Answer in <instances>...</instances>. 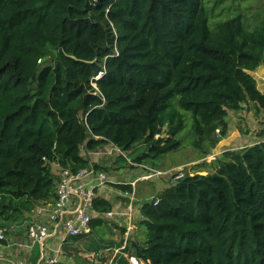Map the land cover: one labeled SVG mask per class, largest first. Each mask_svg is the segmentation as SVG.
I'll use <instances>...</instances> for the list:
<instances>
[{
    "label": "trees",
    "instance_id": "1",
    "mask_svg": "<svg viewBox=\"0 0 264 264\" xmlns=\"http://www.w3.org/2000/svg\"><path fill=\"white\" fill-rule=\"evenodd\" d=\"M210 15L207 0H0V226L19 230L54 202L53 162L97 171L82 154L111 143L127 154L142 144L133 160L141 164L178 150L187 118L202 160L225 137L229 110L246 102L264 110L252 76L264 67V17ZM222 156L200 164L206 174L168 177L151 204L138 203L144 241H131L128 255L264 264V141ZM111 208L92 200L98 214ZM102 224L92 219L91 231Z\"/></svg>",
    "mask_w": 264,
    "mask_h": 264
},
{
    "label": "built area",
    "instance_id": "2",
    "mask_svg": "<svg viewBox=\"0 0 264 264\" xmlns=\"http://www.w3.org/2000/svg\"><path fill=\"white\" fill-rule=\"evenodd\" d=\"M40 62V61H39ZM101 74V73H100ZM96 76V79L100 77ZM91 85L96 89L95 84ZM163 138V135H155V139ZM104 148L107 149L108 155L122 157L129 166L140 167L138 164L130 160L126 153L121 152L113 144L108 143ZM96 152V151H95ZM93 153L96 155L99 152ZM214 158L213 155L209 158ZM56 169L54 174L57 176L56 199L52 203H43L38 205L33 211V220L25 226L26 242L11 243L10 231L18 228L17 225L0 226V244L2 242L10 243V246L17 252L23 254L21 258L9 259L8 257H0L7 260L4 264H30L29 258L33 254V247L39 246L40 264H63L62 247L67 238H77L87 236L91 233V220L113 219L118 213L109 211L102 214H96L92 210V200L95 198V189L103 187L107 182V175L104 172L95 171L92 166L72 172L67 168H61L56 162L51 163ZM176 169V170H174ZM168 172H161L150 169L140 177L149 180L155 176L168 175L174 180H179L183 176V168H174ZM132 188L134 183L131 184ZM130 204L127 206L124 216L127 218V224L121 244L110 250L109 248L85 255L83 258L89 264H101V256L105 253H111L108 264L118 258L126 260L127 264H145L142 260L130 256L125 253L124 249L129 243L130 236L134 232L132 223V204L135 200L134 188L129 197ZM157 201L154 203L156 205ZM93 214H95L93 216ZM56 247V248H55ZM1 264V263H0Z\"/></svg>",
    "mask_w": 264,
    "mask_h": 264
},
{
    "label": "rangeland",
    "instance_id": "3",
    "mask_svg": "<svg viewBox=\"0 0 264 264\" xmlns=\"http://www.w3.org/2000/svg\"><path fill=\"white\" fill-rule=\"evenodd\" d=\"M207 6L211 12L210 17L213 19H229L233 16H236L238 13H244L249 17H264V0H207ZM258 22L259 20L251 24L252 27L257 26ZM46 57L47 59L53 60L54 53L49 51ZM189 128L190 120L187 118L184 130L177 137L181 139L180 148L178 150L162 155L156 159L146 158L145 163L148 164L150 167L156 168V170L163 172L167 171L170 168L174 169L177 167H183V169L185 168L187 170L186 174L191 175L196 172H203L204 169H201L200 164L204 162L205 158L202 161L197 159L198 154L195 149H193V147L191 146ZM143 152H145V148L141 144L134 148V150L130 151L129 154H126L130 158V160L133 161L134 158H136ZM206 159H209L206 161H211L214 158L208 157ZM115 161L116 162L114 164H121V166L113 169L110 168L112 171H120V174L122 175L131 174V180L136 179V176H134V174H138L140 167L127 166L120 158L117 157H115ZM138 166H140V164H138ZM139 173H141V171ZM164 178L165 176H155L150 179L151 181H136L137 183L135 184V188L136 192L139 194L136 197L141 196V188L143 189V187L148 188L149 194L155 196L158 191H162L164 188L167 187L168 183L164 181ZM115 195L116 194H113L111 198L115 201H119L120 207L123 208L122 211H124L126 203L125 200H121L118 197H115ZM132 207V222L135 227H137L136 234L141 236V229L145 231V226L140 222L142 217L141 212L138 210V203L135 202L134 204H132ZM122 230V227H119L117 225L116 220H103V224L93 229L90 235L78 237L76 240H69L68 242H66V245L68 247H73L74 250L70 249L69 251L68 249H64V247H62L61 259H63L64 262H69L72 264H82V258L85 255H88L97 250H105L107 248L112 250V247L120 243V238L123 233ZM96 246H99L97 250L94 249ZM38 250V245H36L35 251L38 252ZM110 255L111 253H109L108 255L101 256V260H106V258ZM30 264L37 263L36 261H32L30 262Z\"/></svg>",
    "mask_w": 264,
    "mask_h": 264
},
{
    "label": "crops",
    "instance_id": "4",
    "mask_svg": "<svg viewBox=\"0 0 264 264\" xmlns=\"http://www.w3.org/2000/svg\"><path fill=\"white\" fill-rule=\"evenodd\" d=\"M252 76L257 83V89L262 94H264V67H259L256 72L252 73ZM226 123H227L226 135L224 138L221 139V141L214 148L215 151H219V153H220L218 157L222 156V153L225 151L240 150V149H243L245 147L257 144L260 141H264V110L256 112L255 106L252 103H249V102L243 103L241 105V108L237 111L229 110L227 117H226ZM212 151H211V153H212ZM96 152L100 153V154L96 155V157L93 155L94 152H84L82 155H83V157H86L89 160V164L92 165L94 163V164L99 165L100 169L97 171L104 172L107 175L108 179H107L106 185L103 187H99V188L95 189V197L99 196L100 198H103L106 201L110 202V204L112 205V208L110 211H113V212L119 214L118 216H116L113 219H103V220H116L117 225L119 227H122L123 233L121 235L120 243H119V244H121L123 236H124L126 224H127V218H126V216H124V213H125L127 206L130 204L129 197H130L131 193L128 194L126 192L119 191L118 189H116L115 185L116 184H129L130 185V184L134 183L133 188L135 190L136 181L140 180V177L145 175L146 170L155 169V168L150 167L148 164H146L143 161L140 164L141 166L139 168L138 174H134V176H136V179L131 180V177H132L131 174L122 175V174H120V171L116 172V171L111 170L113 168H117V167L121 166V164H114L116 162L115 157H117V156L108 155L107 149L104 147L101 148L100 150H97ZM202 160H200V161H202ZM204 162L209 163L210 161H204ZM191 164H194V163H191ZM104 168H108V169H104ZM177 168H179V167H177ZM171 169L172 168L168 169L165 172H168ZM201 169H204L203 172H196V173L197 174H206V172H208V170H210L205 166L201 167ZM52 171L55 172L56 169L52 167ZM123 171H125V170H123ZM140 171H141V173H139ZM120 175H122V176H120ZM164 176H165L164 181L168 182V175L166 174ZM141 181L146 182L148 180L141 179ZM144 188L145 187H143V189L141 188V196L136 197L133 204L135 202L140 203V201H142V200H148V199L153 198V196L149 194L148 188H145V189ZM160 192L161 191H158L157 194ZM113 194H116L115 197H118L121 200H125L126 203H125V210L124 211H122L123 208L120 207L119 201H115L111 198L113 196ZM118 210H120V211H118ZM138 210H139V204H138ZM132 211H133V207H132ZM96 214H98V213L96 212ZM94 215L95 214H93V216ZM32 219H33V216H30V220H32ZM21 228L23 230H21ZM21 228L19 230H15L10 235V238L12 239L11 243L26 242L25 235H24L25 224L22 225ZM91 233H92V231H91ZM136 233H137V227H135V225H134V232L130 236L129 243L131 241H135L137 243H142L144 241L145 231L141 229V236L137 235ZM119 244L115 245L111 249L118 247ZM35 246L33 247V254L29 258V263L32 261L33 257L37 256L36 263L38 264V261L40 259V257H39V250L40 249L38 250V252H36ZM13 248H15V247L13 246ZM13 248L10 246V243L0 244V257H2V258L8 257V260H9V259L21 258L22 256H24L23 254H21V255L17 254V252H15V250ZM38 248H39V246H38ZM99 251H101V250H99ZM108 254L105 253L104 255H108ZM110 258H111V255L108 256L106 258V260H104V261L102 260L101 264H108L110 261ZM6 261L7 260L0 259L1 264H4ZM62 262H63V264H72L69 262H64L63 259H62ZM39 264H40V262H39ZM82 264H84L83 261H82ZM85 264H89V263L87 262Z\"/></svg>",
    "mask_w": 264,
    "mask_h": 264
},
{
    "label": "water",
    "instance_id": "5",
    "mask_svg": "<svg viewBox=\"0 0 264 264\" xmlns=\"http://www.w3.org/2000/svg\"><path fill=\"white\" fill-rule=\"evenodd\" d=\"M219 151H215V149L212 151V155L213 156H219ZM220 160H226L223 156H220V157H218ZM206 160V159H205ZM181 168H183V167H181ZM151 202H152V199H148V200H142V201H140V203L142 204V205H149V204H151Z\"/></svg>",
    "mask_w": 264,
    "mask_h": 264
},
{
    "label": "clouds",
    "instance_id": "6",
    "mask_svg": "<svg viewBox=\"0 0 264 264\" xmlns=\"http://www.w3.org/2000/svg\"><path fill=\"white\" fill-rule=\"evenodd\" d=\"M211 155H212V153H211ZM210 155V156H211ZM209 157V156H208ZM208 157H206V158H208ZM217 156H214V158H216ZM205 158V159H206ZM206 160H209V159H206ZM206 160H204V161H206ZM137 164V163H136ZM185 169V168H184ZM150 170V169H149ZM153 170H156V169H153ZM159 171V170H158ZM170 171V170H169ZM148 172V170L146 171V173ZM161 172H163V171H161ZM165 172V171H164ZM145 173V174H146ZM166 173V172H165ZM164 176V175H163ZM161 177V176H160ZM169 177V176H168ZM137 183V182H136ZM130 186H131V184H130ZM131 188H132V186H131ZM132 191H133V188H132ZM134 193H136V188H135V190H134ZM135 199H136V195H135ZM133 212V211H132ZM101 220H103V219H101ZM129 244V243H128ZM120 245V244H119ZM126 253V252H125Z\"/></svg>",
    "mask_w": 264,
    "mask_h": 264
}]
</instances>
